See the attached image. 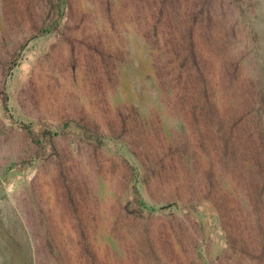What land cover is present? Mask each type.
Wrapping results in <instances>:
<instances>
[{"label":"rangeland","instance_id":"rangeland-1","mask_svg":"<svg viewBox=\"0 0 264 264\" xmlns=\"http://www.w3.org/2000/svg\"><path fill=\"white\" fill-rule=\"evenodd\" d=\"M0 264H264V0H0Z\"/></svg>","mask_w":264,"mask_h":264},{"label":"bare ground","instance_id":"bare-ground-1","mask_svg":"<svg viewBox=\"0 0 264 264\" xmlns=\"http://www.w3.org/2000/svg\"><path fill=\"white\" fill-rule=\"evenodd\" d=\"M25 68V67H24Z\"/></svg>","mask_w":264,"mask_h":264}]
</instances>
